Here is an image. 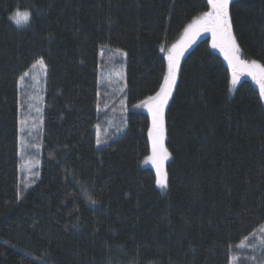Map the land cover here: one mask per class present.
Masks as SVG:
<instances>
[{
	"label": "trees",
	"instance_id": "trees-1",
	"mask_svg": "<svg viewBox=\"0 0 264 264\" xmlns=\"http://www.w3.org/2000/svg\"><path fill=\"white\" fill-rule=\"evenodd\" d=\"M205 4L0 0V264H264L258 244L236 247L264 236V102L247 78L231 92L210 33L180 58L164 110L165 192L142 164L151 117L135 105L159 90L166 50ZM17 10L29 23L10 19ZM230 15L242 56L264 64V0H233ZM102 49L127 53V114L125 131L97 145ZM40 57L38 175L22 189L19 77Z\"/></svg>",
	"mask_w": 264,
	"mask_h": 264
},
{
	"label": "snow or ice",
	"instance_id": "snow-or-ice-1",
	"mask_svg": "<svg viewBox=\"0 0 264 264\" xmlns=\"http://www.w3.org/2000/svg\"><path fill=\"white\" fill-rule=\"evenodd\" d=\"M232 3L233 0H206L205 7L207 10L199 14L187 25L181 39L167 50L161 47L160 51H167V72L163 76V82L154 95L147 97L139 105H135V107L146 108L151 117V125L148 129L151 149L150 154L145 157L144 163L151 164L155 169V184L162 190L168 187L165 163L171 156V153L165 146L166 129L164 110L176 86L177 74L180 69V58L186 49L196 41L197 37L202 33L211 34V47L218 49L223 54L224 59L228 62L229 68L231 69V85L233 89L239 82L240 76H249L258 85L259 99L264 102V64H261L257 60L249 61L248 59L242 58V49L234 35L231 21L230 5ZM10 19L17 25H26L31 19V13L29 11L17 10ZM123 55L126 56L127 53H123ZM113 62L115 63V59H113ZM37 66L45 70L47 69L43 57L38 58L32 65V68L35 69ZM29 76L30 72L25 71L19 77V80L24 81ZM96 127L98 130L99 125ZM101 143L102 141L97 137L96 144L100 145ZM85 195L87 196L86 191ZM87 198L89 205H96L97 201L93 200L90 196ZM259 233H264V226L259 229ZM250 235L253 238L252 240L248 236H245L236 247L244 249L248 244H251L252 248L255 249L258 244L261 248H264V236H261L257 240V232H253ZM237 259L238 257L233 255L230 258L231 264H236Z\"/></svg>",
	"mask_w": 264,
	"mask_h": 264
},
{
	"label": "rangeland",
	"instance_id": "rangeland-1",
	"mask_svg": "<svg viewBox=\"0 0 264 264\" xmlns=\"http://www.w3.org/2000/svg\"><path fill=\"white\" fill-rule=\"evenodd\" d=\"M101 53H103V55H101ZM101 53L99 65V96L97 100L100 122L98 124L99 129L97 130V134L99 139L102 142H105L106 140L115 138L118 134L121 135L125 131L127 114L125 99L126 56L123 55L125 52L121 50L102 49ZM242 58L244 57L242 56ZM113 59H115V63L113 62ZM28 72H30V76L26 77L24 81H19V174L21 188L28 187L38 175L39 155L41 150L42 116L45 102L44 90L46 70L37 66L35 69L31 67ZM244 78L252 81L249 76H240L239 82L234 89L230 83L231 92L236 90L237 86ZM252 82L255 84L254 81ZM255 86L258 88V85L255 84ZM168 161L165 163L166 172ZM142 164L145 167L151 168L155 173V169L151 164H145L144 160ZM157 187L159 188V186ZM159 189L165 192L167 188L163 190L161 188Z\"/></svg>",
	"mask_w": 264,
	"mask_h": 264
}]
</instances>
